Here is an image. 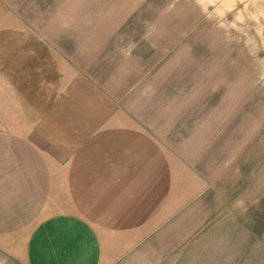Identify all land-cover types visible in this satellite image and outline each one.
I'll use <instances>...</instances> for the list:
<instances>
[{"label":"rangeland","instance_id":"1","mask_svg":"<svg viewBox=\"0 0 264 264\" xmlns=\"http://www.w3.org/2000/svg\"><path fill=\"white\" fill-rule=\"evenodd\" d=\"M0 2L10 21L110 95L179 171V211L149 227L169 229L161 240L177 247L167 256L208 264L216 251L264 264V0ZM53 212L1 238L0 264H27L28 236ZM213 227L217 240L246 244L210 247Z\"/></svg>","mask_w":264,"mask_h":264},{"label":"crops","instance_id":"2","mask_svg":"<svg viewBox=\"0 0 264 264\" xmlns=\"http://www.w3.org/2000/svg\"><path fill=\"white\" fill-rule=\"evenodd\" d=\"M38 211L55 212L30 232L27 264L183 262L181 254L167 256L176 246L161 240L169 229L149 228L179 211V171L167 153L89 76L10 21L0 2V239ZM216 231L210 247L245 243L217 240ZM216 253L208 264L257 261Z\"/></svg>","mask_w":264,"mask_h":264},{"label":"bare ground","instance_id":"3","mask_svg":"<svg viewBox=\"0 0 264 264\" xmlns=\"http://www.w3.org/2000/svg\"><path fill=\"white\" fill-rule=\"evenodd\" d=\"M253 48V47H252Z\"/></svg>","mask_w":264,"mask_h":264}]
</instances>
